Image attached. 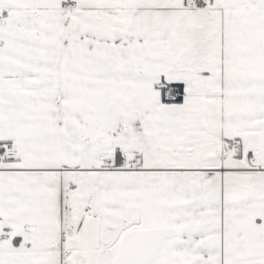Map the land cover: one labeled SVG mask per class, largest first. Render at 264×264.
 <instances>
[{
  "label": "snow or ice",
  "instance_id": "snow-or-ice-1",
  "mask_svg": "<svg viewBox=\"0 0 264 264\" xmlns=\"http://www.w3.org/2000/svg\"><path fill=\"white\" fill-rule=\"evenodd\" d=\"M0 264H264V0H0Z\"/></svg>",
  "mask_w": 264,
  "mask_h": 264
}]
</instances>
